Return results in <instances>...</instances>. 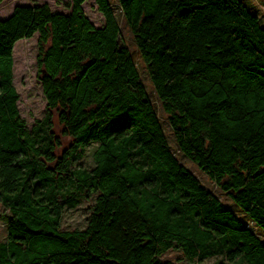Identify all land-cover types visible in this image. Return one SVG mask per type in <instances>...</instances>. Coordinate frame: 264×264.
<instances>
[{
	"label": "trees",
	"instance_id": "obj_1",
	"mask_svg": "<svg viewBox=\"0 0 264 264\" xmlns=\"http://www.w3.org/2000/svg\"><path fill=\"white\" fill-rule=\"evenodd\" d=\"M4 0H0V5ZM17 5L0 19V202L9 209L0 264H173L170 249L213 264H264V26L243 0H95ZM117 8L133 34L179 150H172ZM39 34L47 115L29 128L14 48ZM62 135L71 140L63 148ZM94 144L93 167L80 165ZM93 199L87 226L65 208ZM261 232L258 233L256 229Z\"/></svg>",
	"mask_w": 264,
	"mask_h": 264
},
{
	"label": "rangeland",
	"instance_id": "obj_2",
	"mask_svg": "<svg viewBox=\"0 0 264 264\" xmlns=\"http://www.w3.org/2000/svg\"><path fill=\"white\" fill-rule=\"evenodd\" d=\"M247 6L259 17L261 24L264 26V0H243ZM116 7L117 3L113 0ZM34 3H48L53 11L69 13V9H65L63 5L57 0H4L0 5V19L9 17L17 5H30ZM86 15L97 26H103L104 15L99 11L95 0H88L82 4ZM116 13L119 18L122 37L126 45L131 49L143 82L146 85L148 93L154 106L157 109L159 118L162 121L164 130L170 142L172 150L176 153L180 161L185 164L191 171H193L198 178L220 199L234 210L240 217H244L250 225V221L245 214L240 210L239 206L230 198V196L223 192L218 186L208 177L206 173L201 171L196 164H194L187 156H185L177 147L174 133L169 121L168 114L164 111L162 102L160 101L154 84L151 80L149 71L141 58L138 47L134 40L133 34L125 24L119 9ZM39 34L36 33L31 38L19 40L14 48V83L20 94L18 106L22 117L25 119L29 128L37 124L38 120H42L47 115V101L43 92L42 82L40 78V67L38 64L39 56ZM54 125L57 134L62 138L63 148L69 147L71 140L62 135V125L59 123L58 117L54 118ZM95 145L91 144L84 152L83 156L79 159L80 165L87 168H92L93 163V150ZM94 203L93 199L83 200L74 208H65L62 218V228L64 230L84 229L87 226L88 219L91 213L90 207ZM9 209L2 205L0 202V241H6L8 238V215ZM258 233L261 231L254 227ZM264 237V236H262ZM163 260L171 261L173 264H213L221 259V256H214L202 260L188 259L183 251L177 249H170L165 252L162 257ZM227 264H230L227 262Z\"/></svg>",
	"mask_w": 264,
	"mask_h": 264
}]
</instances>
